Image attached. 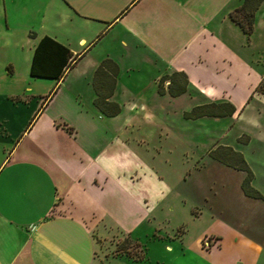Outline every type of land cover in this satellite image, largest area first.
<instances>
[{"label":"crops","instance_id":"crops-1","mask_svg":"<svg viewBox=\"0 0 264 264\" xmlns=\"http://www.w3.org/2000/svg\"><path fill=\"white\" fill-rule=\"evenodd\" d=\"M241 2L0 0V264H194L182 241L159 233L153 254L144 246L137 258L102 259L98 237L119 229L142 244L138 230L152 227L145 222L162 181L146 175L131 152V139L145 141L142 133L133 137L131 126L170 116L167 104L188 94H196V104L228 101L233 113L247 96L264 105V92L254 89L262 75L257 61L243 55L254 44L257 20L264 26V0L248 36L228 14ZM136 54L156 65L148 80L130 75ZM104 58L117 66L107 97L119 105L116 126L115 114L92 103L94 72ZM175 71L185 75V90L170 95L174 81L165 78L158 93V78ZM150 85L158 105L147 101ZM218 162L240 172L244 197L264 198L257 189L261 197L243 193L244 170ZM219 224L215 244L206 249L199 239L191 255L211 262L224 250L225 234L249 245L233 223L219 218ZM218 260L212 262L227 264Z\"/></svg>","mask_w":264,"mask_h":264},{"label":"rangeland","instance_id":"rangeland-1","mask_svg":"<svg viewBox=\"0 0 264 264\" xmlns=\"http://www.w3.org/2000/svg\"><path fill=\"white\" fill-rule=\"evenodd\" d=\"M255 36L254 44L247 51L243 49V55L250 54L254 63L253 59H256L262 75L254 89L263 93L262 20H257ZM129 62L135 67L130 75L139 80H148L156 70V65L147 54L130 56ZM258 87L261 89L257 90ZM145 94L149 97L147 101L158 105L157 99L153 97L152 85L147 87ZM197 99L196 94L193 98L190 94L178 98L174 100L175 103L167 104L172 110L170 116L162 115L160 118L156 114L148 120H142L139 129L131 126V129L134 128L133 137L142 133L145 141L140 144L134 138L131 139L130 150L144 163L146 175L157 174L161 178V188L150 210V219L145 222L152 224V227L146 232L138 230L143 245L119 229L108 231L106 238L98 237V254L102 259L110 255L137 258L143 254L144 246L149 250L146 254L151 255L154 251V235L159 233L163 235L164 241H182L187 246V261L194 264H216L221 257L227 264H264V198L244 197L238 184L240 172L208 154V150L218 144L234 145L242 152L255 174L250 179V186L264 194V105L247 96L236 113H233L234 105L229 102L233 106L231 114L184 117L181 109L189 107L190 110L191 104L194 106ZM117 113L115 116L113 114L115 120L111 121L112 126L121 121L122 117ZM219 218L233 223L242 237L248 239L249 245H242L237 240L234 243L230 235L225 234L222 241L224 250L220 255L212 256L211 262L207 263L205 257L191 255V247L199 239L206 249L215 244L212 233L221 231ZM158 246L156 241V249ZM172 264L182 263L176 261Z\"/></svg>","mask_w":264,"mask_h":264},{"label":"trees","instance_id":"trees-1","mask_svg":"<svg viewBox=\"0 0 264 264\" xmlns=\"http://www.w3.org/2000/svg\"><path fill=\"white\" fill-rule=\"evenodd\" d=\"M261 0H242V2L229 11V17L237 23L240 29L248 36L252 31L253 12L259 5ZM110 64V67H108ZM117 72V66L109 58L102 59L95 69V75H99L98 81L96 77H93V88L95 96L92 99V103L106 115H113L119 111V105L107 97L110 95L113 85L114 76ZM165 78H168L173 84L167 85V92L170 95H177L185 90L186 79L182 72H172L169 75L163 74L158 78L157 91L163 93L165 90L162 86V82ZM169 81V83H170ZM261 89L260 87L257 88ZM264 91V88L261 89ZM233 106L227 101L214 102L209 101L205 103L195 104L188 111H183L184 117H199L202 115H225L231 114ZM208 154L229 166L244 170L245 174L241 179L240 186L243 193L251 197H261V194L250 186V179L252 172L243 158L242 154L233 149L229 145L218 144L208 150Z\"/></svg>","mask_w":264,"mask_h":264}]
</instances>
